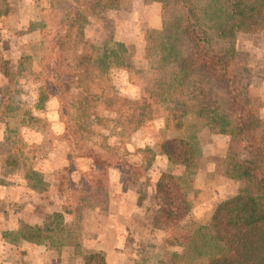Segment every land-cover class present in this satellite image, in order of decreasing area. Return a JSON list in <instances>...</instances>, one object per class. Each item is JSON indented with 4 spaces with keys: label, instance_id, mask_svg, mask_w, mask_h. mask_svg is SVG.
<instances>
[{
    "label": "rangeland",
    "instance_id": "1",
    "mask_svg": "<svg viewBox=\"0 0 264 264\" xmlns=\"http://www.w3.org/2000/svg\"><path fill=\"white\" fill-rule=\"evenodd\" d=\"M46 1L45 11H34V25L25 31L29 33L13 30L12 44L0 40L3 59L26 58L21 69L15 68L14 90L5 99L0 94V195L16 197L9 205L1 203L0 210L18 215L29 206V212L38 214L34 218L44 221L24 226V233L10 236V245L18 247L23 239L39 245L50 259L62 256L61 264H108L106 254L86 242L100 229L108 232L115 220L122 224L127 218L124 252L129 264L173 259L179 250L166 241L169 233L151 225L161 174L176 175L188 193L190 213L177 231L208 225L241 188L240 164L228 155L229 137L207 124L234 116L222 76L200 75L189 86L154 98L149 90L152 57L164 49L166 33L161 2L121 0L119 8L104 10L101 19L86 20L83 32L71 35L57 51L53 44L60 29L52 17L57 1ZM167 22L168 29L177 27L174 15ZM4 31L0 38L10 41L12 35ZM109 41L123 43L125 50L106 64L101 51L106 44L113 46ZM217 48L253 100L246 118H258L256 109L263 100L252 74L263 68L264 15L234 38L218 41ZM52 55L60 58L61 92L37 109L39 90L46 89L47 95L51 89ZM78 57L87 61L80 85L74 70ZM3 83L0 78V87ZM178 136L197 149L190 170L159 154L163 141ZM120 185L135 196L118 201ZM219 225L223 233L234 232L226 227L223 210Z\"/></svg>",
    "mask_w": 264,
    "mask_h": 264
},
{
    "label": "trees",
    "instance_id": "2",
    "mask_svg": "<svg viewBox=\"0 0 264 264\" xmlns=\"http://www.w3.org/2000/svg\"><path fill=\"white\" fill-rule=\"evenodd\" d=\"M55 1L52 3V17L60 34L53 50L62 51L71 35L83 32L86 20L101 19L104 10L119 8L121 0ZM154 1L164 5L162 23L166 33L164 49L152 57L150 95L154 98L167 96L177 88L189 86L197 76L221 74L234 116L209 120L207 124L217 126L221 134L229 137V158L239 162L241 168L238 194L221 207L225 212L226 227L234 230L232 233L220 230L221 211L208 225L194 232L177 231L190 213L188 193L176 175L161 174L155 195L159 201L151 225L155 230L169 233L166 241L179 251L173 259H162L158 264H264V120L246 118L253 100L248 89L239 85L234 69L217 48L218 41L234 38L264 15V0ZM170 15L177 19L174 29H168ZM109 42L113 46L106 44L103 50H99L109 62L106 64L117 60L119 53L125 50L123 43ZM3 58L0 56V78L4 80L0 94L5 99L14 90L12 86L18 79L15 68L21 69L26 58L16 61ZM52 59L55 63L49 75L53 79L51 89L47 95L46 89L39 90L37 109L42 108L51 95L59 96L61 92L57 69L60 58L52 55ZM86 64L84 58L76 59L74 70L78 85L83 84L82 78L87 76ZM89 97L87 94L86 102ZM91 97L96 100L100 96ZM67 134L69 136V131ZM159 154L186 170L192 169L197 160L196 147L179 136L163 141Z\"/></svg>",
    "mask_w": 264,
    "mask_h": 264
},
{
    "label": "crops",
    "instance_id": "3",
    "mask_svg": "<svg viewBox=\"0 0 264 264\" xmlns=\"http://www.w3.org/2000/svg\"><path fill=\"white\" fill-rule=\"evenodd\" d=\"M47 4L49 5L46 0H0V30H6L4 32L12 35V38H9L10 41H7L8 39L4 41L5 39H3V36L0 38V40L3 43L8 42L9 44H12L16 31H22L23 35H25V33H29V31H25L29 30L32 25H34V22L32 21L34 20V11H45ZM13 30L16 31L13 32ZM256 61H258V59H256ZM253 72L254 74H252V80L254 81L253 83L255 89L260 92V96H262L263 100L262 104L257 107L256 113L258 118L264 120V63L261 70L257 72L254 69ZM253 94L256 95L257 93ZM253 94L250 93V96ZM3 139L4 133L2 130H0V142L3 141ZM6 189L7 191L11 190L8 188ZM3 193H5V191ZM116 193H119L118 201L120 200V197L126 198L127 196H135V194L132 192H130V195H127L128 193H124L121 185L118 186ZM15 198L16 197H12V195H7V193L6 196L0 195V204L6 202L5 204L9 205L11 202L16 200ZM120 206L123 207L124 204L123 206L122 204ZM27 208H29V206H27L26 210L18 215H14L11 212L8 213L6 208L0 210V264H61L62 256L54 255L51 256L52 259H50L46 255V251L41 249L39 245L37 246L23 239H20L21 244L18 245V247L10 245V236L21 235L24 233V226H28V224L40 225L41 222H44L41 220V217L36 220L34 216H37L38 214L29 212ZM120 208H115L118 213L125 212L124 210H120ZM124 219L126 220L122 224L117 220L112 222V226L110 225L111 228L108 232L106 229H100L93 236H90L93 240L86 242L88 248L97 252L105 253L108 264H129L126 253L124 252V236H126V230L128 229V223H126L127 218ZM107 234H109L108 237ZM111 235L113 236L114 240L111 239ZM25 249L27 252L23 253L25 252Z\"/></svg>",
    "mask_w": 264,
    "mask_h": 264
}]
</instances>
